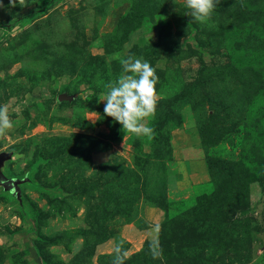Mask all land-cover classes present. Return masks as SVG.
I'll use <instances>...</instances> for the list:
<instances>
[{"label":"rangeland","instance_id":"obj_1","mask_svg":"<svg viewBox=\"0 0 264 264\" xmlns=\"http://www.w3.org/2000/svg\"><path fill=\"white\" fill-rule=\"evenodd\" d=\"M183 4L0 0L2 171L28 178L0 186V264H113L117 239L123 264H264V0ZM129 53L159 77L150 137L97 102Z\"/></svg>","mask_w":264,"mask_h":264},{"label":"clouds","instance_id":"obj_2","mask_svg":"<svg viewBox=\"0 0 264 264\" xmlns=\"http://www.w3.org/2000/svg\"><path fill=\"white\" fill-rule=\"evenodd\" d=\"M35 0H8L9 6L19 5L25 7ZM220 0H184L187 15L201 24L207 23ZM2 6V5H0ZM120 72L114 78L103 83L104 91L97 96L103 101V113L118 122L127 132L136 136L150 137L153 128L149 123L150 117L155 114L157 103L156 85L159 77L155 68L147 59L129 53L118 57ZM9 110L0 105V133L13 127L9 118ZM159 231V225H155ZM123 240L117 239L113 244V264H123L126 255L123 254ZM158 246L157 241L150 242V249Z\"/></svg>","mask_w":264,"mask_h":264},{"label":"water","instance_id":"obj_3","mask_svg":"<svg viewBox=\"0 0 264 264\" xmlns=\"http://www.w3.org/2000/svg\"><path fill=\"white\" fill-rule=\"evenodd\" d=\"M64 96H58L59 99H61ZM11 152H0V186L3 190L9 191L11 194L14 195L15 198H20V188L19 184L22 182L27 181V177H23L21 179L16 177H7L3 171L2 167L4 164V161L9 159L11 157Z\"/></svg>","mask_w":264,"mask_h":264},{"label":"trees","instance_id":"obj_4","mask_svg":"<svg viewBox=\"0 0 264 264\" xmlns=\"http://www.w3.org/2000/svg\"><path fill=\"white\" fill-rule=\"evenodd\" d=\"M9 192V191H8Z\"/></svg>","mask_w":264,"mask_h":264}]
</instances>
